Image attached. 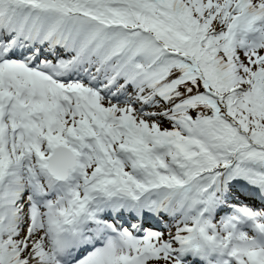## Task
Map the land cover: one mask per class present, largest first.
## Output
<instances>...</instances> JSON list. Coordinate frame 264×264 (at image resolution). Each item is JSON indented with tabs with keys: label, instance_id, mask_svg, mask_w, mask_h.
Instances as JSON below:
<instances>
[{
	"label": "snow or ice",
	"instance_id": "snow-or-ice-1",
	"mask_svg": "<svg viewBox=\"0 0 264 264\" xmlns=\"http://www.w3.org/2000/svg\"><path fill=\"white\" fill-rule=\"evenodd\" d=\"M0 264H264V0H0Z\"/></svg>",
	"mask_w": 264,
	"mask_h": 264
}]
</instances>
